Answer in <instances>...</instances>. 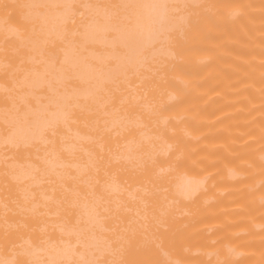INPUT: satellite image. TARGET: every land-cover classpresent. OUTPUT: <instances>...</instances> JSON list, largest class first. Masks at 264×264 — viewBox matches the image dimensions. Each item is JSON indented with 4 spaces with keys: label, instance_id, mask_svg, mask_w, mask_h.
I'll list each match as a JSON object with an SVG mask.
<instances>
[{
    "label": "bare ground",
    "instance_id": "bare-ground-1",
    "mask_svg": "<svg viewBox=\"0 0 264 264\" xmlns=\"http://www.w3.org/2000/svg\"><path fill=\"white\" fill-rule=\"evenodd\" d=\"M0 264H264V0H0Z\"/></svg>",
    "mask_w": 264,
    "mask_h": 264
}]
</instances>
